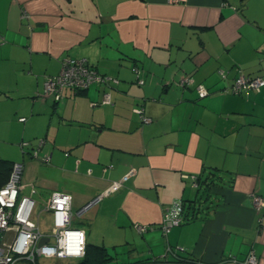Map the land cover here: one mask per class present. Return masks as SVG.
<instances>
[{"label":"crops","instance_id":"crops-1","mask_svg":"<svg viewBox=\"0 0 264 264\" xmlns=\"http://www.w3.org/2000/svg\"><path fill=\"white\" fill-rule=\"evenodd\" d=\"M0 35V159L24 164L41 244L56 191L86 233L83 256L37 264H241L251 251L264 264L251 198L264 197V86L231 89L241 73L264 77V0H0ZM66 56L108 80L45 94ZM166 215L184 221L165 233Z\"/></svg>","mask_w":264,"mask_h":264},{"label":"built area","instance_id":"built-area-1","mask_svg":"<svg viewBox=\"0 0 264 264\" xmlns=\"http://www.w3.org/2000/svg\"><path fill=\"white\" fill-rule=\"evenodd\" d=\"M1 40L0 35V42ZM106 80H108V77L99 73L87 58L66 56L62 60L59 75L47 77L44 81V93L52 94L60 100L64 97V90L67 88L79 91L89 88L93 83ZM188 81L190 79L187 77L183 79L182 83L185 84ZM143 82V80L139 81L141 84ZM263 85L264 78L261 76L241 73L235 78L231 89L233 92L249 89L258 90ZM196 88L200 97H204L209 93L208 89L202 84H198ZM104 96L106 100L110 101V94L105 93ZM143 120L148 122L150 117L143 116ZM24 145H28V142H25ZM48 158V156H45V159ZM23 172V162H14L8 181L0 188V264H37L36 260L40 256H83L86 252V233L82 229L71 226L73 219L71 196L65 192H54L45 207L54 213V228L51 234L53 243H40L43 234L31 218L35 208V200L31 196L20 193ZM129 175L130 173L121 180L115 181L108 189L84 205L77 214H82L104 196L116 191ZM191 177L196 183L197 176L191 175ZM251 198L257 211L264 209V197L262 195L253 193ZM183 221V217H169L166 215L161 228L167 233L172 227L180 225ZM150 227L152 226L141 223L135 224V228L141 233H144ZM10 231L15 233L11 239L6 237V234ZM153 264L191 263L154 259ZM241 264H258V259L251 251Z\"/></svg>","mask_w":264,"mask_h":264},{"label":"trees","instance_id":"trees-1","mask_svg":"<svg viewBox=\"0 0 264 264\" xmlns=\"http://www.w3.org/2000/svg\"><path fill=\"white\" fill-rule=\"evenodd\" d=\"M261 77L264 78L263 76H261ZM100 83H102V82H100ZM85 90L86 89L79 90V91H75L76 92L75 94L81 93V92H83ZM249 90H251V89H249ZM254 90H256V89H254ZM12 164L13 163H10L9 161L1 160L0 159V188L3 187L5 185V183L8 181V179L10 177L11 169H12ZM200 179H201L200 177H197V183H198V185H199ZM101 258H103V263H104L105 260H106L105 257L102 255ZM178 258L175 260L176 262H188V263H191V264H201V263H198L197 261H195L194 259L189 258V257H181V258L178 257ZM139 262H141V261L132 262V263H129V264H137ZM107 264H112V263H107Z\"/></svg>","mask_w":264,"mask_h":264},{"label":"rangeland","instance_id":"rangeland-1","mask_svg":"<svg viewBox=\"0 0 264 264\" xmlns=\"http://www.w3.org/2000/svg\"><path fill=\"white\" fill-rule=\"evenodd\" d=\"M41 226L50 228L51 223V217L49 215H43V217L40 219ZM40 262L42 261L43 264H56L57 260H50V259H44L40 258Z\"/></svg>","mask_w":264,"mask_h":264},{"label":"water","instance_id":"water-1","mask_svg":"<svg viewBox=\"0 0 264 264\" xmlns=\"http://www.w3.org/2000/svg\"><path fill=\"white\" fill-rule=\"evenodd\" d=\"M42 242H43V240H42Z\"/></svg>","mask_w":264,"mask_h":264}]
</instances>
